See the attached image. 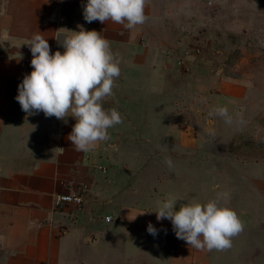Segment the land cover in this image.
<instances>
[{
  "label": "crops",
  "instance_id": "crops-1",
  "mask_svg": "<svg viewBox=\"0 0 264 264\" xmlns=\"http://www.w3.org/2000/svg\"><path fill=\"white\" fill-rule=\"evenodd\" d=\"M86 3L7 0L0 13V264H154L146 259L145 242L151 253L157 250L158 263L213 264L211 251L191 248L176 237L170 220L156 219L158 201L122 203L157 198L136 186L137 170L119 153L141 152L159 136L178 135L189 148L221 136L228 130L224 118L210 112L226 107L235 117L248 83L215 70L190 78L189 58L174 42L171 15L155 10L150 0L145 23L131 30L112 21L87 23ZM80 26L100 32L121 60L113 95L103 106L116 108L123 122L89 152L74 150L68 139L73 117L65 122L43 112L25 113L16 100L18 86L33 70L31 37L39 33L52 54L63 53L60 43ZM197 87L198 94H191ZM125 186L130 191H121ZM261 191L264 198V184ZM57 192L81 193L83 205L56 207ZM173 199L176 210L187 203ZM149 223L158 230L155 237L147 231Z\"/></svg>",
  "mask_w": 264,
  "mask_h": 264
},
{
  "label": "rangeland",
  "instance_id": "rangeland-1",
  "mask_svg": "<svg viewBox=\"0 0 264 264\" xmlns=\"http://www.w3.org/2000/svg\"><path fill=\"white\" fill-rule=\"evenodd\" d=\"M150 1L155 10L171 15L174 42L189 58L190 78L215 70L222 77L244 79L249 92L237 115L221 121L228 127L221 136L206 137L190 148L179 143L178 135L159 136L141 152L119 153L137 170L136 186L157 198H126L122 203L152 205L162 197L179 196L185 202L206 203L228 192L227 207L244 227L232 238L231 248L211 251L213 264H264V0ZM6 3L0 0V13ZM198 90L190 93L197 95ZM191 100L198 101L192 95ZM169 158L171 168L165 163ZM148 244L147 261L165 264L164 259L158 263L157 250L151 253Z\"/></svg>",
  "mask_w": 264,
  "mask_h": 264
},
{
  "label": "clouds",
  "instance_id": "clouds-1",
  "mask_svg": "<svg viewBox=\"0 0 264 264\" xmlns=\"http://www.w3.org/2000/svg\"><path fill=\"white\" fill-rule=\"evenodd\" d=\"M148 0H87L83 17L87 23L107 21L131 30L145 23ZM69 31V30H68ZM63 43V53H51L50 45L41 34H34L27 45L32 59L30 74L18 86V101L25 113L55 117L66 122L76 121L68 139L78 152H89L102 141L110 139L108 130L123 122L116 108L105 109L104 102L113 95L120 76L119 53H113L110 42L96 30L70 31ZM219 115L230 122L226 107L214 108L210 115ZM172 167V160L165 161ZM228 192L218 193L206 203L187 201L176 210L178 199L158 201V221H171L177 238L197 250L225 251L232 238L243 230L237 213L227 207ZM144 214V213H142ZM153 237L158 230L148 224Z\"/></svg>",
  "mask_w": 264,
  "mask_h": 264
},
{
  "label": "built area",
  "instance_id": "built-area-1",
  "mask_svg": "<svg viewBox=\"0 0 264 264\" xmlns=\"http://www.w3.org/2000/svg\"><path fill=\"white\" fill-rule=\"evenodd\" d=\"M83 201L84 199L81 193L57 192L54 195V202L56 207H60L67 204H75L77 207L80 208L83 205Z\"/></svg>",
  "mask_w": 264,
  "mask_h": 264
}]
</instances>
